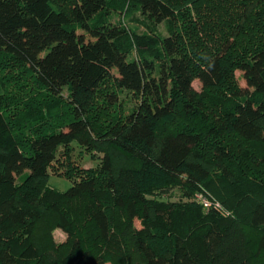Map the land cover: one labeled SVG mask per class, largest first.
I'll list each match as a JSON object with an SVG mask.
<instances>
[{"label":"trees","instance_id":"trees-1","mask_svg":"<svg viewBox=\"0 0 264 264\" xmlns=\"http://www.w3.org/2000/svg\"><path fill=\"white\" fill-rule=\"evenodd\" d=\"M5 59L39 94L0 93V264H264V0H0Z\"/></svg>","mask_w":264,"mask_h":264},{"label":"rangeland","instance_id":"rangeland-1","mask_svg":"<svg viewBox=\"0 0 264 264\" xmlns=\"http://www.w3.org/2000/svg\"><path fill=\"white\" fill-rule=\"evenodd\" d=\"M135 18V21H132L131 24L132 28L134 30L143 31L146 27L143 19L139 15H136ZM158 29L163 34H167L168 32L165 24L159 25ZM5 60L6 63L3 68L0 67V93H2L6 98L12 101L11 110H14L15 113H18L20 111L19 108H16V106L21 105L25 101V99H28L29 101L31 100L29 97L34 98L33 96L39 94V87L37 88L38 85L35 82V79L28 76L23 71V68L17 65L15 61L8 59ZM113 72L115 74H118L116 70H113ZM234 77L242 87H246V80L243 78L242 72L236 70L234 73ZM193 87L199 91L201 89L200 82L195 79L193 82ZM65 115H70L67 111V106L61 108L60 111L55 115L54 119L49 121L47 125L44 126V129L58 126V124L62 123V117ZM71 148L72 150L70 152V156H60L49 171V186L62 192L67 191L73 184L72 180L68 179L65 175L68 168L89 169L92 167H96L102 157V155H99L97 152L94 153V155H92L91 153H87L85 150L80 148L77 142H74ZM161 196L163 199L166 198L171 200H178L182 197L178 190H172L168 193H163ZM184 201H197V203L201 204L198 198H196V195H191L189 197L187 196L186 198H184ZM203 207L204 209H209L204 205ZM46 220L49 223L50 217L47 216ZM136 224L139 226L138 221L136 222ZM48 226H50V224H48ZM52 233L56 241L65 240L66 236L62 230L53 228Z\"/></svg>","mask_w":264,"mask_h":264},{"label":"built area","instance_id":"built-area-1","mask_svg":"<svg viewBox=\"0 0 264 264\" xmlns=\"http://www.w3.org/2000/svg\"><path fill=\"white\" fill-rule=\"evenodd\" d=\"M196 198H198L199 202L204 205L205 207L207 208H216V209H221V204L213 199L212 197H210L208 195V193H205V192H201V193H198L196 194ZM224 214H228V213H225L223 212Z\"/></svg>","mask_w":264,"mask_h":264}]
</instances>
